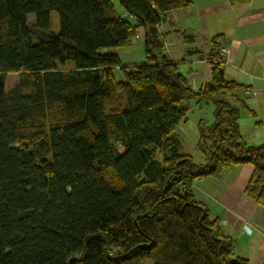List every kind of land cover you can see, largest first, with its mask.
<instances>
[{
	"label": "trees",
	"instance_id": "1",
	"mask_svg": "<svg viewBox=\"0 0 264 264\" xmlns=\"http://www.w3.org/2000/svg\"><path fill=\"white\" fill-rule=\"evenodd\" d=\"M118 1L0 0V264H250L193 193L249 164L244 194L264 209V143L238 125L247 88L218 51L197 91L163 54L157 26L192 0ZM140 33L144 61L122 64L110 50ZM190 101L213 106L202 162L176 131Z\"/></svg>",
	"mask_w": 264,
	"mask_h": 264
},
{
	"label": "crops",
	"instance_id": "2",
	"mask_svg": "<svg viewBox=\"0 0 264 264\" xmlns=\"http://www.w3.org/2000/svg\"><path fill=\"white\" fill-rule=\"evenodd\" d=\"M157 29L163 54L177 64L194 91L211 78L210 62L212 54L219 52L218 42L227 45L220 65L225 77L251 91L244 93L250 113L241 111L240 133L250 145L264 143V0H192L189 7L168 12ZM110 51L124 65L143 62L142 33L131 46ZM114 74L124 81L119 68ZM181 123L176 127L181 151L191 155L183 151ZM252 169L249 164L230 166L218 181H195L193 193L234 240L236 255L250 264H264V209L244 194Z\"/></svg>",
	"mask_w": 264,
	"mask_h": 264
},
{
	"label": "rangeland",
	"instance_id": "3",
	"mask_svg": "<svg viewBox=\"0 0 264 264\" xmlns=\"http://www.w3.org/2000/svg\"><path fill=\"white\" fill-rule=\"evenodd\" d=\"M114 4L119 8V1L114 0ZM34 23V15L29 14L27 17V25ZM49 29L52 33L58 34L60 31L59 15L56 11H51L49 16ZM72 66L71 62L65 64L64 67ZM17 80L16 73H8L6 75V87L9 89ZM213 106L210 104L197 105L194 101L189 102V110L187 112V120L181 123L180 132L185 135V144L183 145V151L192 155L193 159L197 162L204 160L202 152L197 148L195 141L199 137L198 124L201 119L204 120L203 129L209 125L213 119L212 115ZM144 264H151V261L144 260Z\"/></svg>",
	"mask_w": 264,
	"mask_h": 264
},
{
	"label": "built area",
	"instance_id": "4",
	"mask_svg": "<svg viewBox=\"0 0 264 264\" xmlns=\"http://www.w3.org/2000/svg\"><path fill=\"white\" fill-rule=\"evenodd\" d=\"M218 43H219V54L223 57L224 55L227 54L228 47L227 45H225V43L222 40H220ZM246 93H251V91L246 90Z\"/></svg>",
	"mask_w": 264,
	"mask_h": 264
}]
</instances>
